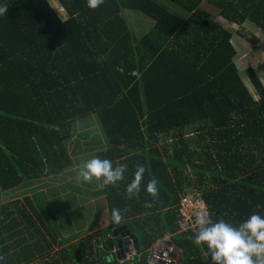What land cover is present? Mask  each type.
Returning a JSON list of instances; mask_svg holds the SVG:
<instances>
[{
    "label": "trees",
    "instance_id": "1",
    "mask_svg": "<svg viewBox=\"0 0 264 264\" xmlns=\"http://www.w3.org/2000/svg\"><path fill=\"white\" fill-rule=\"evenodd\" d=\"M48 1L0 0L8 6L0 16V264L107 261L108 229L66 243L35 197L25 201L42 227L25 206L2 204L9 192L65 171L67 139L84 136L74 122L93 113L108 146L96 156L128 166L104 192L113 224L112 209H126L120 223L134 227L138 252L177 230L181 199L192 193L213 222L238 226L264 215V85L254 68L240 71L232 42L246 37L248 22L264 34V0H104L95 10L87 0H55L66 18ZM136 13L153 20L141 37L127 20ZM137 162L146 172L139 198L129 200ZM153 177L154 201L146 192ZM194 234L174 237L181 264H211Z\"/></svg>",
    "mask_w": 264,
    "mask_h": 264
},
{
    "label": "rangeland",
    "instance_id": "2",
    "mask_svg": "<svg viewBox=\"0 0 264 264\" xmlns=\"http://www.w3.org/2000/svg\"><path fill=\"white\" fill-rule=\"evenodd\" d=\"M49 1L53 5L50 4L51 7L55 8L53 9L57 15L60 18H66L65 12L62 14V10L58 6V3H56L55 0ZM136 14L138 15H127V20L133 35L135 37H141L144 31L151 28L153 20L139 13ZM222 23L225 24L226 28L232 30L233 34L239 30L238 27L236 28L230 25L229 22L224 21ZM247 24L248 25L243 26V33L247 34L246 37H241V34H234V38L232 39V42L237 48L235 61L240 71L243 73H245L247 67L254 68L260 81L264 85V34L258 33L260 31L251 23L248 22ZM255 38H258L257 42L250 40ZM244 80L251 94H254L250 82L247 78H244ZM256 97L257 96H255V98ZM92 115L96 117L94 113L89 115V117H92ZM95 117H92L93 120H87L88 118H85L77 119L74 122V132L77 134H84V136L71 134L67 139L68 141L65 146L69 149H66V154L69 155L71 162L70 165L65 168V171L62 170L61 172H54L49 176H44L42 181L33 183L32 186L34 187L33 189L31 188V191L29 189L28 191L24 187H20L4 195L2 199V204L16 205L18 203L20 206H25L28 210L27 212L31 213L39 224L37 225L42 227L39 218L42 219L43 223H45V220L42 218L39 209L36 208V211H33L31 206L25 201L26 197L30 198V201H32V199L34 200L35 197L39 202L33 201V204L37 203V205H39L43 203L41 204V212L50 220L52 227L62 233L63 237L66 239V243H75L85 235L104 228L108 229L109 235H111L118 227V225L113 224L110 219V212L104 189H100L95 180L91 183L77 180L79 169L83 162L96 156V153L101 150L98 142H93L90 136L92 134L94 135L98 127V119ZM90 126L93 127L88 128ZM98 135L101 134H95L96 137H98ZM100 138H104V133ZM13 209H15V207H13ZM106 240L107 239H105V241ZM60 247L61 245L55 246V249H59ZM111 259L112 260L107 259V262L105 261L104 264H111L116 260L114 257H111ZM134 263L135 262H127L124 264Z\"/></svg>",
    "mask_w": 264,
    "mask_h": 264
},
{
    "label": "clouds",
    "instance_id": "3",
    "mask_svg": "<svg viewBox=\"0 0 264 264\" xmlns=\"http://www.w3.org/2000/svg\"><path fill=\"white\" fill-rule=\"evenodd\" d=\"M103 3L104 0H87V7L95 10ZM7 11L8 6L6 4L0 5V16L7 14ZM232 26L234 27L233 24ZM127 168V164L120 163L113 166L110 160L93 156L83 162L77 180L87 183L95 180L100 189L107 186H117L119 182L124 180ZM145 172V165L137 162L134 178L126 186L127 199L139 198ZM146 192L153 201L159 198L156 178L149 179ZM152 206L151 202L144 204L146 208ZM255 207L260 209L262 206L257 204ZM122 211H126V209H112V219L117 224L123 219ZM193 242L197 246L207 245L211 264H264V215L254 212L238 226L226 222L223 218L213 222L210 217L200 215L195 220ZM117 264H119V260Z\"/></svg>",
    "mask_w": 264,
    "mask_h": 264
},
{
    "label": "built area",
    "instance_id": "4",
    "mask_svg": "<svg viewBox=\"0 0 264 264\" xmlns=\"http://www.w3.org/2000/svg\"><path fill=\"white\" fill-rule=\"evenodd\" d=\"M132 76H137L136 69L131 72ZM210 217V210L204 202L201 194H190L181 199V210L177 220V230L173 233H165L157 237L145 250L147 255L146 264H181L183 260V250L175 243L174 237L189 230H195V220L198 216ZM124 259L119 260L120 264L135 262L140 264L141 252L131 249Z\"/></svg>",
    "mask_w": 264,
    "mask_h": 264
},
{
    "label": "water",
    "instance_id": "5",
    "mask_svg": "<svg viewBox=\"0 0 264 264\" xmlns=\"http://www.w3.org/2000/svg\"><path fill=\"white\" fill-rule=\"evenodd\" d=\"M108 251H104L106 259H111L114 257L116 260L111 264H117L118 260L124 259L127 253H130L134 249L138 251L140 248L138 237L134 231V227L131 223H119L113 234L108 238ZM147 255L142 254L141 264H146Z\"/></svg>",
    "mask_w": 264,
    "mask_h": 264
},
{
    "label": "crops",
    "instance_id": "6",
    "mask_svg": "<svg viewBox=\"0 0 264 264\" xmlns=\"http://www.w3.org/2000/svg\"><path fill=\"white\" fill-rule=\"evenodd\" d=\"M92 117H95L94 115H92ZM92 117H87L88 119L87 120H93L92 119ZM95 118H97V117H95ZM98 119V118H97ZM95 120V119H94ZM97 124H98V127H97V130H96V132L94 133V135L92 134V135H90L91 136V138H92V141L93 142H98V145L100 146L99 148L101 149V150H105V149H107L108 148V146H107V144H105V142H104V138H105V135H104V138H100V136L104 133H102V131H103V129H102V127H101V125H100V123H99V120H97ZM91 127H93V126H90V127H88V128H91ZM73 131H74V129H73ZM96 133H98V134H101V135H98V137H96L95 136V134ZM73 134V133H72ZM68 141V140H67ZM66 141V142H67ZM102 146V147H101ZM66 147V149L68 150L69 148L67 147V146H65ZM94 147H95V145H94ZM71 148H72V145H71ZM100 149H98V150H100Z\"/></svg>",
    "mask_w": 264,
    "mask_h": 264
}]
</instances>
